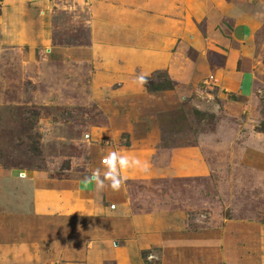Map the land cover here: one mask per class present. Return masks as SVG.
<instances>
[{"label": "rangeland", "instance_id": "obj_1", "mask_svg": "<svg viewBox=\"0 0 264 264\" xmlns=\"http://www.w3.org/2000/svg\"><path fill=\"white\" fill-rule=\"evenodd\" d=\"M155 1L129 4L153 39L103 22L121 41L91 59L93 0H0V232L17 205L10 190L33 180L23 174L75 186L118 151L149 170L122 172L121 189L97 197L86 218L96 231L83 232L100 245L95 264H264V0H171L173 16ZM116 52L162 61L145 70ZM166 78L171 89L153 90Z\"/></svg>", "mask_w": 264, "mask_h": 264}, {"label": "crops", "instance_id": "obj_2", "mask_svg": "<svg viewBox=\"0 0 264 264\" xmlns=\"http://www.w3.org/2000/svg\"><path fill=\"white\" fill-rule=\"evenodd\" d=\"M126 6L110 7L106 4H100L99 0H93L91 17L93 16L90 31L92 33L90 58L95 57V52L100 51L104 56L114 52V46H119L116 41L120 39V33H114L104 23H121L126 21L132 25L135 32V39L142 44L147 39L140 34V30L155 29L153 23L147 19L141 9L131 8L129 4L132 0H122ZM155 10L165 11L169 15L175 13V8L171 0H156ZM99 20L101 30L97 31L93 20ZM104 22V23H103ZM107 24V23H106ZM166 28H173L174 23H167ZM135 26V27H134ZM103 29V30H102ZM118 34V35H117ZM127 33L123 32V39H126ZM106 40L105 45L96 46V41ZM53 49V48H52ZM100 49V50H99ZM51 57H59L62 54L71 58L78 55H85L84 49L58 48L48 51ZM69 52V54H67ZM94 54V55H93ZM127 57L144 60L143 68L146 70L150 64H160L161 56L152 57V61L147 62V56L143 54H132L131 52H116ZM29 181V189L21 190L20 187L10 190L13 198H17V205H11L10 227L0 232V264H81L87 262L95 264L100 256V245L96 239L85 242L84 229L90 223L87 217L95 215L98 211L96 201L103 190L93 184L65 185L56 183L52 186H43L42 179L28 175L25 178H18V182ZM39 178V177H38ZM106 191V190H105ZM28 196V205H20L19 199ZM116 208V205L113 209ZM9 211V210H8ZM128 220V219H127ZM92 232L96 231L93 227ZM124 228H128V224ZM103 224H109L108 221ZM135 224V221H134ZM139 226H146L145 221L140 222ZM107 230H109L107 228ZM106 232V230H105Z\"/></svg>", "mask_w": 264, "mask_h": 264}, {"label": "clouds", "instance_id": "obj_3", "mask_svg": "<svg viewBox=\"0 0 264 264\" xmlns=\"http://www.w3.org/2000/svg\"><path fill=\"white\" fill-rule=\"evenodd\" d=\"M136 82L139 84H146L148 82L147 77L140 74L136 77ZM104 171L97 168L91 172L90 175L84 177L86 184H95L97 188L103 190L105 187H109L113 191H119L124 183L126 177L122 175V172L129 169H137L143 172L149 170V164L147 161L142 162L136 156H129L127 154H121L118 151H110L103 156L101 161ZM26 174L22 175L25 178ZM107 181V184L105 183Z\"/></svg>", "mask_w": 264, "mask_h": 264}, {"label": "trees", "instance_id": "obj_4", "mask_svg": "<svg viewBox=\"0 0 264 264\" xmlns=\"http://www.w3.org/2000/svg\"><path fill=\"white\" fill-rule=\"evenodd\" d=\"M166 83L165 84H160L156 87H154L153 90H166V89H171L172 88V83L169 79H165Z\"/></svg>", "mask_w": 264, "mask_h": 264}, {"label": "built area", "instance_id": "obj_5", "mask_svg": "<svg viewBox=\"0 0 264 264\" xmlns=\"http://www.w3.org/2000/svg\"><path fill=\"white\" fill-rule=\"evenodd\" d=\"M112 206V205H111Z\"/></svg>", "mask_w": 264, "mask_h": 264}]
</instances>
